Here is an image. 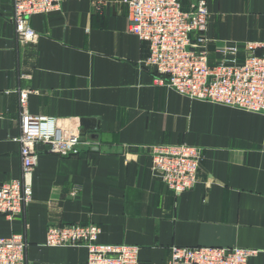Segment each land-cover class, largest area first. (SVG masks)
<instances>
[{"label": "crops", "instance_id": "0c3cea01", "mask_svg": "<svg viewBox=\"0 0 264 264\" xmlns=\"http://www.w3.org/2000/svg\"><path fill=\"white\" fill-rule=\"evenodd\" d=\"M207 1L211 64L225 41L241 56L245 42L264 41V0ZM30 23L39 37L24 43L14 0H0V181L22 173L21 89L32 114L98 127L81 131L70 155L38 145L31 202L11 219L0 213V237L24 233L29 264H87L84 247L44 245L48 227L66 223H94L101 242L139 246L142 264H164L172 245L258 249L248 264H264V114L157 84L126 0H67ZM181 143L200 146L203 160L197 184L176 195L153 174L149 146Z\"/></svg>", "mask_w": 264, "mask_h": 264}, {"label": "built area", "instance_id": "2783aa9c", "mask_svg": "<svg viewBox=\"0 0 264 264\" xmlns=\"http://www.w3.org/2000/svg\"><path fill=\"white\" fill-rule=\"evenodd\" d=\"M67 0H14V22L20 41L35 43L39 37L30 19L34 14L59 9ZM102 5L105 0H94ZM129 32L147 44L142 61L154 69L155 82L190 99L208 101L264 114V41H225L218 50L222 59L210 62L207 0H126ZM28 91L20 90L22 173L19 178L0 181V213L10 219L25 212L31 202L32 172L39 160L38 145L49 151L70 155L82 144L79 128L71 129L59 119L28 111ZM151 169L176 195L192 189L199 181L203 160L200 146L155 144L149 146ZM97 224L66 223L47 229L44 245L84 247L87 264H142L140 247L100 241ZM29 242L24 233L0 237V264H29ZM258 249L221 246L172 245L164 264H248Z\"/></svg>", "mask_w": 264, "mask_h": 264}, {"label": "water", "instance_id": "95a60500", "mask_svg": "<svg viewBox=\"0 0 264 264\" xmlns=\"http://www.w3.org/2000/svg\"><path fill=\"white\" fill-rule=\"evenodd\" d=\"M80 125L82 127V129H81L82 132H86L88 130H94L98 127L95 119H90V118L80 119ZM91 137L95 138L96 136L92 135Z\"/></svg>", "mask_w": 264, "mask_h": 264}]
</instances>
